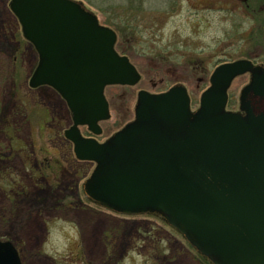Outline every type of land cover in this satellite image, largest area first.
I'll use <instances>...</instances> for the list:
<instances>
[{
    "label": "rangeland",
    "instance_id": "rangeland-1",
    "mask_svg": "<svg viewBox=\"0 0 264 264\" xmlns=\"http://www.w3.org/2000/svg\"><path fill=\"white\" fill-rule=\"evenodd\" d=\"M8 1L0 0V240L15 244L22 264H210L160 216L115 214L84 195L93 166L57 140L70 127L65 102L50 86L30 85L38 55ZM79 1L113 29L116 51L140 74L134 85L105 86L98 139L133 118L140 89L181 82L194 110L217 64L264 65V0ZM247 81V72L232 79L226 109L237 110Z\"/></svg>",
    "mask_w": 264,
    "mask_h": 264
},
{
    "label": "water",
    "instance_id": "water-1",
    "mask_svg": "<svg viewBox=\"0 0 264 264\" xmlns=\"http://www.w3.org/2000/svg\"><path fill=\"white\" fill-rule=\"evenodd\" d=\"M10 5L39 54L30 85L53 87L73 126L99 133L97 121L107 117L104 86L140 77L114 50V32L75 0ZM245 72L239 110H225L227 88ZM73 142L78 159L95 162L84 191L96 203L160 214L212 264H264V65H217L194 111L182 84L159 94L140 90L133 120L102 143ZM0 264H21L10 241L0 240Z\"/></svg>",
    "mask_w": 264,
    "mask_h": 264
},
{
    "label": "flooded vegetation",
    "instance_id": "flooded-vegetation-1",
    "mask_svg": "<svg viewBox=\"0 0 264 264\" xmlns=\"http://www.w3.org/2000/svg\"><path fill=\"white\" fill-rule=\"evenodd\" d=\"M54 91V90H53ZM157 92V91H156ZM59 96V95H58ZM60 97V96H59ZM61 98V97H60ZM62 101H64L63 99H62ZM65 102V101H64ZM107 102H108V100H107ZM108 105H109V102H108ZM65 108H66V110H67V112H68V116H69V120H70V123L68 124L70 127H72L73 128V119H72V114L70 113V110H69V108H68V106H67V104H66V102H65ZM68 126V127H69ZM80 127H83L84 128V131H78V129H77V127H74V129L73 130H71L72 128H70V129H67V128H64V130H63V134L61 135V136H59L58 138H57V140L59 141V142H61V143H64L65 145H66V147H68L69 149H70V152L68 153V156H70V157H72V159L73 160H75V161H78V162H88V161H79V160H77L76 158H75V156H74V154H73V140L74 139H77V138H79L80 136L81 137H83V138H94V139H96V140H98L99 142H101L102 140H104L108 135H106V136H103L101 139L99 138H97V136L98 135H95V134H93L91 131H89L88 129H87V126L86 125H80ZM64 131H66V133H64ZM71 131H73V132H71ZM65 134V135H64ZM4 155V154H3ZM67 156V157H68ZM0 160H3V161H6V159H4L3 157H1L0 156ZM9 160V159H8ZM88 163H90V164H92L91 162H88ZM42 164H43V161H42ZM4 169H6V168H4ZM36 169H38V168H36ZM33 184V187L34 188H38V189H43L42 187H39L38 185H36V183H32ZM53 184H56L55 182H53ZM59 184H60V182H58L57 184H56V186L55 187H58L59 186ZM51 186L52 187H54V185H52L51 184ZM16 193V192H15ZM26 193V192H25ZM61 201L59 200H56V201H54V203L55 204H57V205H59V203H60ZM60 204H62V203H60ZM70 204H72L71 203V201L70 202H68V204H64L63 206H67V207H69V208H71L72 209V205H70Z\"/></svg>",
    "mask_w": 264,
    "mask_h": 264
},
{
    "label": "bare ground",
    "instance_id": "bare-ground-1",
    "mask_svg": "<svg viewBox=\"0 0 264 264\" xmlns=\"http://www.w3.org/2000/svg\"><path fill=\"white\" fill-rule=\"evenodd\" d=\"M24 37V36H23ZM25 38V37H24ZM26 39V38H25ZM27 40V39H26ZM28 42H30L29 40H27ZM33 46H34V44L32 43V42H30ZM34 49H35V47H34ZM35 51L37 52V55H38V51L35 49Z\"/></svg>",
    "mask_w": 264,
    "mask_h": 264
}]
</instances>
